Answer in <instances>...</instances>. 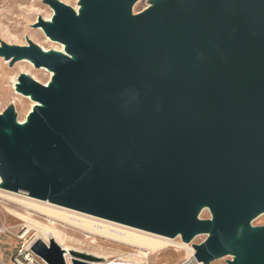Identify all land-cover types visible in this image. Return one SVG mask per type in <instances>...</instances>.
<instances>
[{"label": "water", "instance_id": "water-1", "mask_svg": "<svg viewBox=\"0 0 264 264\" xmlns=\"http://www.w3.org/2000/svg\"><path fill=\"white\" fill-rule=\"evenodd\" d=\"M47 2L57 13L35 26L67 54L2 50L55 74L20 75L38 102L25 125L0 114L5 188L187 242L209 233L199 262L229 247L227 264H264L251 224L264 211V0H158L139 14L136 0H81L80 15ZM31 249L68 264L54 240Z\"/></svg>", "mask_w": 264, "mask_h": 264}, {"label": "rangeland", "instance_id": "rangeland-1", "mask_svg": "<svg viewBox=\"0 0 264 264\" xmlns=\"http://www.w3.org/2000/svg\"><path fill=\"white\" fill-rule=\"evenodd\" d=\"M60 1L71 6L77 12H81L83 9L81 0ZM157 1L136 0L132 6V13L139 14ZM55 11L47 0H0V43L5 41L16 46H24L31 40L48 50L59 47L58 43L49 40L43 27L35 26L39 18L45 19ZM3 49L0 48V114L7 116L10 110H13L15 119L19 123L26 118L32 106V100L20 91L19 84L16 83L15 79L28 71V74L35 80L45 84L51 81V78H49L51 74L48 72L49 70L46 71L43 68L28 67L29 63L26 58L17 59V56L7 55L2 51ZM7 132L10 134L11 130L8 129ZM5 184L6 181L0 176V228L3 230L0 231V255L8 263L11 262L23 244L28 241L34 242L36 239L38 231L35 229H31L24 238L20 236L25 233L26 225L29 223L47 230L55 229L56 226V229L61 231L64 244L68 245L69 250L100 257L101 261L99 263L111 262L118 259V255L133 258L130 254L136 253L139 249L113 236L83 229L78 223L82 219H89L99 229L104 225H109L111 232L135 229L133 226L57 203L53 204L50 201L48 204L45 203L47 200L31 197L27 193L8 190L5 188ZM61 206L68 210L60 208ZM57 207L70 213L68 221L59 220L55 217L54 209H57ZM199 217L201 220H211L212 213L209 209H204L201 210ZM251 224L254 227L264 226V211L255 216ZM241 230L242 226L239 227L238 232ZM208 235L209 233L198 234L187 242L183 240L182 234H178L174 237V240L178 244L185 242L194 248L195 245L202 244L208 238ZM39 239L43 240L42 236ZM228 251L229 249L224 253L226 254ZM224 253L208 264H227L232 256H224ZM186 256V250L168 247L150 253L143 261L149 264H182L186 262ZM122 261L127 262L126 260ZM129 262L140 261L133 260Z\"/></svg>", "mask_w": 264, "mask_h": 264}, {"label": "bare ground", "instance_id": "bare-ground-1", "mask_svg": "<svg viewBox=\"0 0 264 264\" xmlns=\"http://www.w3.org/2000/svg\"><path fill=\"white\" fill-rule=\"evenodd\" d=\"M75 12L77 13V15H80V12H77V11H75ZM56 13L57 12L55 11V13L51 14L49 17H47L45 19L42 18V19L47 21V22H52L54 16L56 15ZM43 30L46 33L44 28H43ZM46 35H47V33H46ZM47 37L49 38V40H51V41H53L55 43H58L60 46L59 47H55L54 49H51V50H48L45 47L39 46L44 52L50 53V52L54 51V52H61V53L67 54V46L65 44L60 43V42L52 39L48 35H47ZM5 46H8V47H29V43L24 45V46H16V45H13V44H9V43H7L5 41L0 43V48L1 49L5 48ZM12 56L16 57V55H12ZM26 60L29 63L28 67L32 66L34 68L46 69V71L49 70L48 68H45V67H37L35 65V63L32 60H30V59L26 58ZM3 69H5V68H3ZM23 69H25V68H23ZM48 72L51 74V77H49V78H51V81L45 83V85L51 84L53 82V77L55 75L54 72L51 71V70H49ZM23 74H28V71L23 73ZM28 75L30 76V74H28ZM19 77L20 76H17V78L15 79L17 84H20ZM28 96L32 100V106H31L26 118L19 122V124H21V125H25L28 122L30 114H31L34 106L36 104H38V102L33 100L31 94H29ZM48 202L49 201H45V203H48ZM63 207L61 206L60 208H63ZM63 209L68 210L66 208H63ZM204 209H209L210 210L209 207H202L200 209L199 215L201 213V210H204ZM54 210H55L54 211L55 212L54 213L55 217L59 218V220H67V221L69 220V216H70L69 212L64 211V210H60V209H58V207H57V209H54ZM199 215H198V218L200 219ZM66 225H67V223H66ZM78 225L81 228H83V229L91 230L92 232L100 233V234L104 233L106 235L113 236L114 238L119 239L122 242L128 243V244L133 245L135 247H138L139 249H138V251L136 253H131L130 254V256H133V258H126L124 255H118V257H117L118 259L126 260L127 262L133 261V260H138V261L141 262V261L144 260V258L148 257L150 253H153L155 251L162 250V249H165V248H168V247H175V248H178V249H181V250H183V249L186 250V253H187L186 259L187 260L183 264H208L209 263V262H207V263L206 262H199V261L195 260V257H194L195 247L194 248L190 247L185 242L182 243V244L176 243L175 240H174L175 236L174 237H170V236L162 235V234L155 233V232H152V231L140 229V228H137V227H133L135 229H129V230L122 231V232H111V229H110L111 227H109V225H104L101 229H99L98 227H95L94 222L90 221L89 219H82V221L80 223H78ZM31 229H35V230L38 231V235H37L35 240L39 239L40 236H42L43 240L47 244H49L52 240H54L59 245H61V247L65 250V258L67 260V263L68 264H72V256L69 253L70 250L68 249V245L64 244V237H63L61 231L56 229V226H55V229H48L47 230V229H44V228H41V227H36L33 224L29 223V224L26 225V231H25L24 234L26 235ZM0 231H3L2 228H0ZM117 231H119V230H117ZM179 234H181V233H179ZM21 237H23V235ZM228 249H229V247L226 249V251ZM105 263L109 264L110 262L108 261V262H105ZM99 264H104V263H99Z\"/></svg>", "mask_w": 264, "mask_h": 264}, {"label": "built area", "instance_id": "built-area-1", "mask_svg": "<svg viewBox=\"0 0 264 264\" xmlns=\"http://www.w3.org/2000/svg\"><path fill=\"white\" fill-rule=\"evenodd\" d=\"M23 238L26 236L24 233L22 234ZM21 235V236H22ZM33 241H28L23 244L16 255L12 258L11 262L8 263L4 260V258L0 255V264H47L43 259L38 257L31 249ZM106 264V263H104ZM109 264H149L146 261L142 262H125L120 259H114ZM183 264V263H182Z\"/></svg>", "mask_w": 264, "mask_h": 264}]
</instances>
